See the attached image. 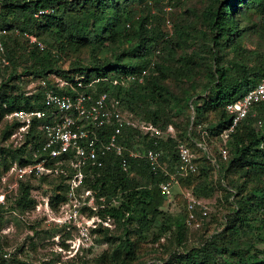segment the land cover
Segmentation results:
<instances>
[{
	"label": "trees",
	"instance_id": "1",
	"mask_svg": "<svg viewBox=\"0 0 264 264\" xmlns=\"http://www.w3.org/2000/svg\"><path fill=\"white\" fill-rule=\"evenodd\" d=\"M131 1L0 0V29L6 31V35L3 36V44L7 54L6 59L9 66L13 68L5 83L1 85L6 89H0L2 93L0 95V122L4 118L7 120V126L2 133L4 141L11 138L20 127V123L17 121L7 119L10 114L18 110L29 111L43 108L44 89L39 88L37 93L27 95V92H20V88L12 84L14 80L20 79V76L14 75L15 65L19 64L16 45L19 41H23L21 46L27 43L31 47L24 53L29 61L24 67V76L46 80L51 88L54 85L51 76L67 80L77 75H84L87 81L107 79L105 82L100 81L94 85V88L97 92H107L110 97L118 99L123 109L130 114L134 121L151 123L159 129H166L172 125L165 120L166 114L162 107L165 98L169 95L162 84L166 78L163 70L167 67L155 60L152 61L154 68L150 65L152 56L156 58L161 55L172 57L178 48V43L167 38L166 34L161 33L146 17L141 19L139 17L135 21H139L136 28L130 26L128 21L131 12L127 7ZM143 1L145 0H139V2ZM258 1L259 5L254 7L263 12L264 0ZM251 2L250 0H211L209 8L205 9L203 17L206 21L205 25L211 33L208 44L211 45V55L214 59L208 73L211 80L203 85L205 97H201L203 99L197 97L191 102L193 115L190 117L193 119L192 121L190 118L187 120L184 135L188 128L192 127L193 129V127L202 124L201 119L205 117L204 114L207 110L218 112V120L212 124L209 123L210 125L206 124L205 130L209 131L211 136L220 134L231 124V117L226 113L225 107L242 98L264 78V60L251 68L233 63L231 66L233 74L228 73L220 66L222 61L220 53L226 47H231L246 28L241 27L245 22L241 16V10L244 8L243 4L248 7ZM75 6L80 8L83 14H74ZM87 6H94L98 12L90 11L86 8ZM110 8H115V12ZM39 10L52 12L35 18L34 14ZM51 27L58 29V32L53 34L54 41L52 43H46L41 37L49 33L48 30ZM89 27L93 29L90 32L94 33L92 37L88 34ZM15 31L19 33L18 36L14 33ZM24 34L35 37L36 41L45 45V49L40 50L36 44H29ZM61 34H66L68 44H83L90 41L94 48L91 49V59L88 62L77 61L72 64L74 67L70 69L69 67L68 69L57 67L58 62L63 59L60 46ZM97 37L100 38L97 39ZM117 39L132 44L131 51L125 54L129 57V61L125 62L121 57L113 61H100L97 58L98 51L96 49L108 46ZM179 64V67L174 69L171 74L187 78L191 72L190 66L195 64V58L181 59ZM145 69H149V74L141 85L136 83L112 85L111 80L124 75L140 73ZM13 90L17 93L13 94ZM65 91L63 90V92ZM257 125L262 128V131L260 129L257 131L255 128ZM38 126V121L33 120L29 130L22 137L21 145L13 151L8 150L11 152L12 159H15L14 163L19 166L27 165L33 161L32 154L42 135ZM194 136L196 137V133ZM197 138L199 136L194 139ZM177 141L179 140L176 137L168 138L166 141L160 140L154 145L152 140L136 128H128L124 131L120 143L131 150H139L141 153L148 149L162 151V161L168 165V171L174 173L175 167L178 165L175 152ZM261 145L263 148L260 147ZM191 146L194 147L193 143L189 144V147ZM228 148L226 162L219 163L217 169H223L226 166V173L233 172L244 181L243 183L235 181L231 185L233 191L227 192L226 196L232 198V201L229 202L230 205H233L232 211L229 214H224L220 222H217L216 218L213 220L219 227L211 233L208 232V226H202L203 228L199 231H190L186 227L185 211L176 216L165 214L162 211L168 198L163 197L157 185L167 177L161 174L154 175L144 159H129L127 173L122 170L113 156H108L103 167L85 170L86 175L82 188L84 191L92 192L93 201L98 206L96 216L101 221L110 219L122 227L121 233L114 237H110L107 229L96 230L104 242L111 246L110 253H104L101 260L132 264L139 257L137 254L138 242L144 240L151 229L156 228L162 234L170 235L167 246L172 244L173 249L161 261L153 260L146 262L147 264H264V250L258 251L262 254V258L256 259L254 254V256L250 255V252L256 251L255 246L245 244L246 248H244L240 246L238 240L241 229L244 228V234L253 229L256 231L254 240L258 244L264 245V102L254 106L236 127L230 135ZM3 154L4 152L0 149V166L5 172L9 166ZM206 160L207 164L208 160ZM194 163L197 165V169L200 163L198 173L190 174L186 178H179L180 185L184 189H190L196 197L209 200L214 191L207 182L209 168L203 167L197 157ZM65 180L63 175L41 177L40 179L32 176L25 177L19 181L17 206L23 211L32 208L34 201L30 198V190L33 188V182H38L40 185L49 183V185H53L49 206L55 210L66 201L68 185ZM251 182L252 188H246V183L250 184ZM113 202L118 204L112 205ZM253 221H256L257 225H253ZM132 237L136 239L133 240ZM160 237L161 234L155 237L154 241ZM4 255L0 253V264L7 261L3 258Z\"/></svg>",
	"mask_w": 264,
	"mask_h": 264
},
{
	"label": "rangeland",
	"instance_id": "2",
	"mask_svg": "<svg viewBox=\"0 0 264 264\" xmlns=\"http://www.w3.org/2000/svg\"><path fill=\"white\" fill-rule=\"evenodd\" d=\"M250 1H252L251 4L248 7L243 4L244 8L241 10V16L245 20L241 27L246 28L231 47H226L220 53L222 59L220 66L230 74H233L231 70L233 63L251 68L264 60V11L261 12L255 9L254 6L259 5L258 0ZM210 2L211 0H145L143 2L132 0L129 7H127L131 12L128 24L132 25L133 28H136L139 21H135L139 17L140 19L143 17L148 18L164 34H169L166 21H169L171 25L172 34L169 38L177 41L178 48L170 58L166 55L157 58L152 56L151 63L155 60V62L167 67L163 70L166 78L162 81L163 83L161 82L169 92L162 104L166 114L165 120L173 125L171 126L176 139L188 144H191V139L199 136L196 131L198 126L205 129L206 124L210 125L209 123L212 124L218 120V112L207 110L204 114L205 117L201 119L202 124L193 127V129L192 127L188 128L184 135L187 120L190 118L192 121L193 119V117H190L193 115L191 102L197 97H205L202 89L203 85L211 80L208 74L214 60L211 55V45L208 44L211 33L208 31L203 17V13L206 8H209ZM76 7L73 13L83 14L80 8ZM86 8L98 12V9L94 6H87ZM110 10L115 12L116 9L110 8ZM92 31L93 29L89 27L88 34L90 37L94 36V33H90ZM48 32L41 39L45 40L46 43H52L54 41L53 34L58 32V29L51 27ZM61 38L60 46L62 47L63 59L58 62L57 67L60 69H68L69 67L70 69L74 67L72 64L77 61L88 62L91 59V49L94 48L90 41L83 44H68L66 34H61ZM99 38L97 37V39ZM22 42L16 43L19 64L15 65L16 68L14 69V75L20 76V79L18 81L14 80L12 84L19 87L20 92L35 93L34 91L39 89L40 80L23 75L24 67L29 62L24 53L29 51L31 47L27 43L21 46ZM131 49L132 44L117 39L108 46L96 49L98 51L97 58L100 61H113L121 57L125 62H128L129 57L125 54ZM193 57L195 58V64L190 66L191 72L187 78L171 74L174 69L179 67L181 59ZM12 70L13 68L9 64L0 66V89H6L1 85L5 83ZM12 93L16 94L17 91L13 90ZM6 126L7 120L4 118L0 122V149L4 152L3 157H6L9 166L5 172L0 166V198H4L3 202H0V253L8 256L4 264H120L112 261L107 262L105 259L101 260L104 253H110L111 246L104 242L102 236L96 230L99 228L107 229L110 237H114L121 233L122 227L110 219L101 221L96 216L98 206L95 201L87 199V202H85L84 198L71 203L65 201L55 210H52L49 206V200L53 185H49V183L40 185L38 182H33V188L30 190V198L34 201L33 207L23 211L17 206L16 200L19 197L20 183L15 179L13 168L15 166L19 167V165L14 163L15 159H12L11 152H8V150L13 151L18 148L21 145L22 138L16 136V138H9L4 141L2 133ZM255 128L257 131L259 129L262 131L259 125ZM194 133H196V137ZM188 134H190V137ZM190 148L195 157L198 160L200 159L201 165L209 168L207 182L213 187L214 191L212 197L207 200L210 207L208 219L202 223L203 227L208 226V232L211 233L219 227L216 221L213 220L216 218L217 222H220L224 214H229L232 211L233 205L229 203L232 198H227L226 193L233 191L231 185L235 181L236 183H243L244 180L239 179L238 175L233 172L226 173V166L223 169L213 167L200 150L193 146ZM212 154L217 156L216 149L213 148ZM224 162L226 161L219 162L217 159V164ZM199 169L200 163L198 164V171ZM245 187L252 188V182L250 184L246 183ZM80 195L84 197L83 194ZM117 204V202L112 203V205ZM162 211L173 216L185 211L184 201L178 190L175 189V194L165 201ZM91 212L94 214L91 215ZM253 225H257L256 221H253ZM172 231L174 233V227ZM255 233L256 231L251 229L244 234L243 228L238 240L240 246L244 248H246L245 244H253L256 251L250 252V255L254 254L256 259H260L262 254L258 251H263L264 245L258 244L254 240ZM159 234H161V237L154 241V238ZM169 236L168 233L164 235L156 228L151 229L148 236L138 242L137 254H139V257L132 264H145L146 262L161 261L166 258L173 249L172 244L167 246ZM132 239L136 238L132 237Z\"/></svg>",
	"mask_w": 264,
	"mask_h": 264
},
{
	"label": "built area",
	"instance_id": "3",
	"mask_svg": "<svg viewBox=\"0 0 264 264\" xmlns=\"http://www.w3.org/2000/svg\"><path fill=\"white\" fill-rule=\"evenodd\" d=\"M51 12L50 10H39L34 17L39 18ZM166 28L169 30L166 37L169 38L172 34L169 21H166ZM14 33L19 35L17 31ZM4 35L6 31L0 29V66L9 64L3 44ZM24 37L28 39L29 44H36L40 50L45 49V45L36 41L35 37L27 34H24ZM150 67L154 68L153 63ZM148 74L149 69H145L140 73L120 76L111 82L114 86L127 83L141 85ZM51 79L54 84L52 88L46 80L39 79V88L44 89L42 109L18 110L7 117L9 120L20 123V127L11 138H16V136L22 138L33 120L38 121V129L42 134L32 154L33 161L13 168L15 179L20 181L29 176L40 179L63 175L68 185L66 203L82 198L93 201L92 192L84 191L82 188L86 175L85 170L101 168L108 156H113L122 170L127 173L129 159H144L154 175L161 174L167 177L157 185L163 197L170 198L175 194V189L178 190L184 201L186 227L190 231H199L203 226L202 222L208 219L210 213L208 201L196 197L190 189L182 188L179 182V178L198 173L197 165L194 163L196 157L189 144L177 141L175 152L178 165L174 173H170L168 165L162 161V151L148 149L141 153L139 150H131L120 143L126 129L136 128L156 145L160 140L175 138L173 127L169 125L166 129H159L151 123L134 121L123 109L118 99L110 97L107 92H97L94 88V85L100 81L105 82L107 79L87 81L84 75H77L68 80L56 76H51ZM63 90L66 91L63 92ZM34 92L37 93L38 90ZM29 94L34 93L27 92V95ZM263 102L264 78L242 98L225 107L226 113L231 117V124L227 129L217 136H211L209 131L198 126L199 138L191 139V143L201 151L213 167L217 168L216 156L212 154L213 148L216 149L218 161H226L230 135L253 107ZM188 135L190 137V134ZM260 147L263 148V145ZM3 199L1 197L0 202H3ZM3 258L7 259L8 256L5 254Z\"/></svg>",
	"mask_w": 264,
	"mask_h": 264
}]
</instances>
